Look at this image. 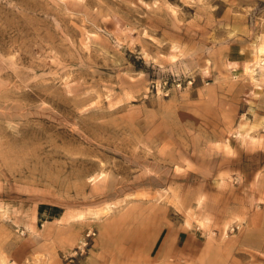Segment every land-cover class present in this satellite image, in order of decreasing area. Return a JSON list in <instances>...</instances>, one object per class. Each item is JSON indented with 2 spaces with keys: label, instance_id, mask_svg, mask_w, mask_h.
<instances>
[{
  "label": "rangeland",
  "instance_id": "1",
  "mask_svg": "<svg viewBox=\"0 0 264 264\" xmlns=\"http://www.w3.org/2000/svg\"><path fill=\"white\" fill-rule=\"evenodd\" d=\"M261 47L264 0H0V264L26 238L22 264H68L89 229L75 264H264V153L238 141L264 112L235 95Z\"/></svg>",
  "mask_w": 264,
  "mask_h": 264
},
{
  "label": "crops",
  "instance_id": "2",
  "mask_svg": "<svg viewBox=\"0 0 264 264\" xmlns=\"http://www.w3.org/2000/svg\"><path fill=\"white\" fill-rule=\"evenodd\" d=\"M242 39L246 41L243 42ZM252 46V41L249 35H243V38L231 37L227 39L224 43H221L220 46L216 48V54L222 52V56L224 58V63L230 71H239L243 72L245 67L254 59L255 50ZM218 51V52H217ZM220 51V52H219ZM240 89L236 91V96L239 98V107L244 108L246 111L256 110L257 113L261 114L264 112V71L259 72L255 75V78L252 79L248 74H245L241 77L240 81H238ZM263 104V105H260ZM252 109V110H250ZM260 117H264L260 116ZM241 131L239 130L240 133ZM250 134V133H249ZM254 135H250L245 137L244 135L240 138V145L243 147V155L252 154L257 152L259 155L264 153V132L253 133ZM263 160L257 167H255L254 171H261L264 169V155L261 157ZM256 163V162H255ZM259 167V169H258ZM229 170L223 171V173L236 174L241 171L239 167L228 168ZM252 172V171H251ZM226 179V178H225ZM219 179H216L213 188L211 191L213 193L219 194V192L223 189L225 194L223 196L224 208L225 210L232 209L237 206L239 210H243L248 214L257 215L258 211L256 210V202L254 203L250 197L251 187L243 186L240 187L234 185H226L222 186L219 190L220 184ZM233 186V187H232ZM240 187V188H238ZM218 189V191H215ZM237 189V190H236ZM239 202V204H234L235 202ZM241 202V203H240ZM241 210V211H242ZM31 240L28 238L21 239L11 250L10 261L14 264H22L31 254Z\"/></svg>",
  "mask_w": 264,
  "mask_h": 264
},
{
  "label": "built area",
  "instance_id": "3",
  "mask_svg": "<svg viewBox=\"0 0 264 264\" xmlns=\"http://www.w3.org/2000/svg\"><path fill=\"white\" fill-rule=\"evenodd\" d=\"M95 234L96 233L93 229H89L84 232L76 248L64 255V258L67 260L68 264H75L74 261L83 254L84 248L88 245L89 240L94 238Z\"/></svg>",
  "mask_w": 264,
  "mask_h": 264
},
{
  "label": "bare ground",
  "instance_id": "4",
  "mask_svg": "<svg viewBox=\"0 0 264 264\" xmlns=\"http://www.w3.org/2000/svg\"><path fill=\"white\" fill-rule=\"evenodd\" d=\"M263 48H264V47H261V49H260V50H263Z\"/></svg>",
  "mask_w": 264,
  "mask_h": 264
}]
</instances>
